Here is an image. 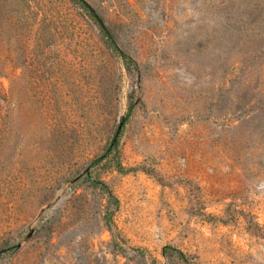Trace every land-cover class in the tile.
Instances as JSON below:
<instances>
[{
  "label": "rangeland",
  "instance_id": "1",
  "mask_svg": "<svg viewBox=\"0 0 264 264\" xmlns=\"http://www.w3.org/2000/svg\"><path fill=\"white\" fill-rule=\"evenodd\" d=\"M85 1L0 0V264H264V0Z\"/></svg>",
  "mask_w": 264,
  "mask_h": 264
},
{
  "label": "trees",
  "instance_id": "2",
  "mask_svg": "<svg viewBox=\"0 0 264 264\" xmlns=\"http://www.w3.org/2000/svg\"><path fill=\"white\" fill-rule=\"evenodd\" d=\"M81 5H82L83 7L86 8L85 4L81 3ZM98 23H99V22H98ZM99 25H100V24H99ZM100 27H101V25H100ZM101 28H102V27H101ZM102 30L104 31V34H105V36H106L107 39H108V43H109L110 47H111L116 53H118L120 56H122L124 59H127L128 61L131 62V59L129 58V56L126 55V54H124V53H122V52L120 51V49L118 48V46H117V44H116V42H115V40H114L112 34H110V32H109L107 29L102 28ZM130 113H131V110H129L128 113L126 114V118L129 117ZM115 143H116V141L114 142V144H115ZM90 180L92 181V183H93L94 185L100 186L105 192L108 193V195H109L110 197H112V198L115 199V197L113 196V194H112V192H111V190H110V188L108 187L107 184H105L104 182L98 181V180H93L92 178H90ZM179 255H182V254L179 252Z\"/></svg>",
  "mask_w": 264,
  "mask_h": 264
},
{
  "label": "water",
  "instance_id": "3",
  "mask_svg": "<svg viewBox=\"0 0 264 264\" xmlns=\"http://www.w3.org/2000/svg\"><path fill=\"white\" fill-rule=\"evenodd\" d=\"M83 4H85V6L91 11V13L94 15V17L97 19V21L99 22V24L101 25L102 28L106 29V27L104 26L101 18L97 15V13L94 11V9L85 1V0H80ZM122 126V122L119 123L117 130L115 132V135L113 137V142L117 139V136L119 134V131L121 129ZM112 145V143H111Z\"/></svg>",
  "mask_w": 264,
  "mask_h": 264
}]
</instances>
